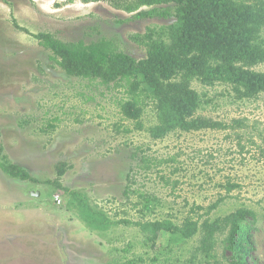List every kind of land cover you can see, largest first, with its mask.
I'll return each mask as SVG.
<instances>
[{"label":"rangeland","instance_id":"374dc122","mask_svg":"<svg viewBox=\"0 0 264 264\" xmlns=\"http://www.w3.org/2000/svg\"><path fill=\"white\" fill-rule=\"evenodd\" d=\"M114 1L0 0V162L31 178L0 170V264H233L225 233L205 257L200 232L186 241L161 232L152 243L123 222L200 224L238 209L254 213L244 222L246 264H264V93L241 98L231 85L193 80L195 116L222 127L153 139L151 101L137 121L125 118L123 88L68 76L33 37L105 39L145 59L131 36L175 18L136 19ZM252 70L264 73V63ZM61 163L59 190L50 182Z\"/></svg>","mask_w":264,"mask_h":264},{"label":"trees","instance_id":"16d2710c","mask_svg":"<svg viewBox=\"0 0 264 264\" xmlns=\"http://www.w3.org/2000/svg\"><path fill=\"white\" fill-rule=\"evenodd\" d=\"M82 1L88 4L100 0ZM111 5L134 14L136 19L173 17L175 22L158 29L148 28L143 36H131L146 46V58L142 60L118 51L113 42L105 39L86 44L62 42L44 33L33 37L52 53V60L68 76L123 88L128 97L119 102V107L125 118L137 121L145 101H151L158 120L149 129L153 139L164 138L175 130L222 127L195 116L202 102L191 88L193 80L207 86L231 85L241 98L264 93V73L252 70L264 63V0H116ZM0 170L10 177L31 181L25 170L7 161L0 162ZM65 172L63 163L56 166L57 178L50 182L59 190L63 189L61 178ZM250 216L254 217L252 211L238 209L200 224L191 218L179 226L169 221L123 223L138 228L152 243L161 232L182 241L200 232L199 251L205 257L211 254L215 235L225 233V247L232 253L233 264H246L249 252L245 238L249 234L244 222ZM86 223L93 229L103 227L88 220Z\"/></svg>","mask_w":264,"mask_h":264}]
</instances>
